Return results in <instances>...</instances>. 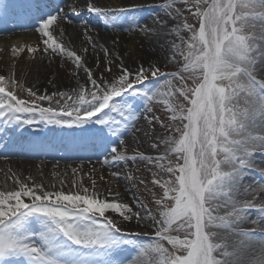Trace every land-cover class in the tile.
<instances>
[{
	"label": "rangeland",
	"instance_id": "374dc122",
	"mask_svg": "<svg viewBox=\"0 0 264 264\" xmlns=\"http://www.w3.org/2000/svg\"><path fill=\"white\" fill-rule=\"evenodd\" d=\"M25 1L41 12L58 5ZM69 1L60 19L108 33L115 44L119 36L120 51L90 33L64 46L32 38L22 48L34 51L26 71L24 55L10 65L1 54L0 65L11 67V75L0 73L2 125L17 124L28 142L36 132L65 142L23 158L49 156L62 166L63 177L58 170L50 177L67 183V198H35L22 188L0 194V257L11 254L13 264H112L113 257L126 264L132 256L138 264H198L204 245L203 264H264V0ZM73 1H81L79 10L66 7ZM33 20L32 30L44 25L43 17ZM26 31L0 32V39ZM210 67L207 95L192 112ZM35 123L69 132L56 136ZM75 142L98 148L70 150ZM6 149L0 143V156ZM11 149L26 150L19 143ZM99 160L103 171L74 173L76 163ZM113 191L123 192L135 214L104 197ZM40 220L55 226L33 228ZM138 222L144 226L136 230ZM252 239L250 259L244 253Z\"/></svg>",
	"mask_w": 264,
	"mask_h": 264
},
{
	"label": "bare ground",
	"instance_id": "6f19581e",
	"mask_svg": "<svg viewBox=\"0 0 264 264\" xmlns=\"http://www.w3.org/2000/svg\"><path fill=\"white\" fill-rule=\"evenodd\" d=\"M14 3L17 0H13ZM25 1V0H24ZM23 4L25 5V8L27 7V4L24 2ZM53 0H38L37 4L40 5L41 2H44L46 4H50ZM130 1V0H128ZM155 2V0H152ZM5 0H0V6L4 5ZM70 1L69 0H58V6L57 9L54 10L52 13L44 12L43 17L45 18L44 25L39 28V29H26L28 33H25V35H17L15 36V39L9 38V39H0V57L2 56L1 54L6 51V57L9 58L10 65H14L16 62L17 58L19 55H24L26 58V64L25 66L21 67L20 69H24L26 71V67H29V59L32 57L34 51H29L23 53V47L32 44L31 40L32 38L36 37L38 40L44 42H48L51 44L55 45H62L64 46L65 43H73V42H80L82 38L86 36V34L92 33L93 37L97 38L98 42L100 43L101 46L107 47L110 46L112 50L116 53H119V43H121V40L118 39L119 36H115L116 44L112 41V37L110 34L105 33L101 30L95 29H86L85 25L80 22H75V21H69V20H62L60 19V13L59 10H63L62 5L68 4ZM218 0H213V5H216ZM79 4H81V1H73L70 6H66L67 8L71 9L72 7H75L78 9ZM135 3H132L134 5ZM22 10H24L23 7H21ZM4 10H2L4 13L0 18L3 20L2 22L8 23V19L12 18L13 16L10 15L9 7H3ZM79 10V9H78ZM26 12H29L30 9L26 8ZM69 11V10H68ZM15 12V11H14ZM151 16H155L154 13L150 14ZM215 14H212L210 23H209V37H210V48L213 46V37H214V31H215V20L214 17ZM154 18V17H152ZM151 18V19H152ZM1 22V21H0ZM158 27V26H157ZM32 30V31H29ZM122 38V36H120ZM125 38V36L123 37ZM160 38H154L150 39L151 44H156ZM35 42L37 40L34 39ZM26 42L28 44H26ZM10 48V51L8 50ZM213 48V47H212ZM211 48V49H212ZM262 54H264V45L262 48ZM10 65L8 66H2L0 65V73L8 76L11 75V67ZM14 68V66H13ZM14 70V69H13ZM210 71L211 67L208 69V73L206 75V78L202 84V93L201 96L196 100L195 104L192 107V112L197 108L199 102L203 100L208 92V87L210 84ZM23 72L18 71L19 75H22ZM7 113L0 115V122L4 119V117H7ZM5 117V118H6ZM39 127H42L41 130L52 133L56 136L59 135H64L67 136L69 131H63V129H58L57 127H52V126H47V125H40L38 123H35ZM19 127V126H18ZM30 131H32L33 134V129L29 128ZM21 129H18V132ZM191 130H192V120L189 119L188 121V138H189V146H188V154L184 163V168L183 172L184 174H188L190 169H191V158H190V153H191ZM16 131L13 128L8 127V135L12 132ZM21 135L22 133H18L17 135ZM37 135H35V140L40 139V136H43V132H36ZM53 135V136H54ZM49 137V136H47ZM46 138V137H45ZM56 138V137H55ZM63 139V138H62ZM2 141L0 143H5L9 144V146H13L15 142H17V139H12L11 135L10 136H5L3 135L1 138ZM24 141L21 142H26V139H22ZM43 143H51V141L47 139L42 140ZM20 146L22 143H19ZM63 147V146H61ZM90 147H93V145H90ZM95 148V147H94ZM98 148V147H97ZM11 155H20L17 154V152L13 153L12 151H7L4 154H1L0 156V194L2 196H10L13 195L14 192L19 191V189L22 188L24 192H30L35 198H52V199H57V200H62L66 199V188H67V183L64 180H53L50 176L53 177V173L55 170H58V175H63L65 174L66 170L62 166H59V168H55L58 164L54 162V159L52 157H46L42 159L41 161L39 160H31L25 157L24 155L12 158ZM22 157V158H21ZM73 159V158H70ZM77 159H82V158H77ZM73 170H77L74 172L75 174L82 175L86 172L88 173H93V172H101L104 170V164L102 163L101 160L93 162V163H76L74 165ZM65 171V172H64ZM15 172V175L13 176L12 173ZM69 174V172L67 173ZM72 174V173H70ZM69 174V175H70ZM189 187V186H188ZM190 189V188H189ZM191 190V189H190ZM106 198L109 199H115L119 200L121 202V205H125L128 207L129 212L131 215L135 214V211L133 210L132 206L130 205L129 199L123 194L121 191H113V192H108L104 194ZM103 196V195H102ZM200 213V211H199ZM134 225V222L132 223ZM133 228H136L138 230L139 226H144L141 223H136ZM55 226V222L53 221H47V220H40V222H34L33 228H37L39 230L42 229H48L51 231L52 227ZM200 233H201V226H198V234L200 238ZM119 242V239H118ZM255 245V240H251L249 243V248L244 253V256L250 257L249 251L251 250V247ZM114 256V255H113ZM203 256H206V251H205V246H202L201 254L199 255V261L198 264H203L202 263V258ZM8 257V258H7ZM6 260H10L11 254H7ZM115 259H119V257H113L111 258L112 264L118 263ZM138 259L136 257H131L130 261H128L126 264H138ZM259 262H257L258 264Z\"/></svg>",
	"mask_w": 264,
	"mask_h": 264
}]
</instances>
